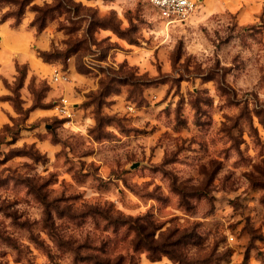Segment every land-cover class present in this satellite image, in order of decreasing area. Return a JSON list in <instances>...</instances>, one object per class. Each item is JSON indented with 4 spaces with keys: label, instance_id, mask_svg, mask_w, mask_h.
Returning a JSON list of instances; mask_svg holds the SVG:
<instances>
[{
    "label": "rangeland",
    "instance_id": "rangeland-1",
    "mask_svg": "<svg viewBox=\"0 0 264 264\" xmlns=\"http://www.w3.org/2000/svg\"><path fill=\"white\" fill-rule=\"evenodd\" d=\"M194 1L0 0V264H264V0Z\"/></svg>",
    "mask_w": 264,
    "mask_h": 264
},
{
    "label": "built area",
    "instance_id": "built-area-1",
    "mask_svg": "<svg viewBox=\"0 0 264 264\" xmlns=\"http://www.w3.org/2000/svg\"><path fill=\"white\" fill-rule=\"evenodd\" d=\"M163 17L171 21L187 18L195 9L194 0H147Z\"/></svg>",
    "mask_w": 264,
    "mask_h": 264
},
{
    "label": "trees",
    "instance_id": "trees-1",
    "mask_svg": "<svg viewBox=\"0 0 264 264\" xmlns=\"http://www.w3.org/2000/svg\"><path fill=\"white\" fill-rule=\"evenodd\" d=\"M19 13H20V12H19ZM17 17H18V16H17ZM20 19H21V18H20V17H18V22H20Z\"/></svg>",
    "mask_w": 264,
    "mask_h": 264
}]
</instances>
